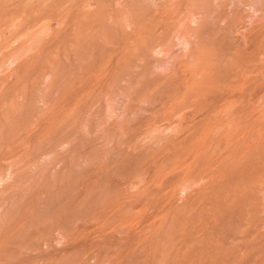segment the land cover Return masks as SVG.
Segmentation results:
<instances>
[{
    "label": "rangeland",
    "instance_id": "obj_1",
    "mask_svg": "<svg viewBox=\"0 0 264 264\" xmlns=\"http://www.w3.org/2000/svg\"><path fill=\"white\" fill-rule=\"evenodd\" d=\"M0 264H264V0H0Z\"/></svg>",
    "mask_w": 264,
    "mask_h": 264
},
{
    "label": "bare ground",
    "instance_id": "obj_2",
    "mask_svg": "<svg viewBox=\"0 0 264 264\" xmlns=\"http://www.w3.org/2000/svg\"><path fill=\"white\" fill-rule=\"evenodd\" d=\"M181 104H183V103H181ZM181 104H179V105H181ZM179 105H176V106L179 107ZM184 105H185V103L183 105H181V106H184ZM237 131L240 132L239 129L232 130V131H228V134L225 137V144H227V145L234 144L231 153H234L235 152L234 151V149L236 148L235 146L237 144H240V142L244 139V134L245 133L242 131L243 133L240 132L238 134ZM219 147H220V145H219ZM245 148H246V145H244V143H243V147L239 148L238 151L236 152V156H235L236 157V159H235L236 161L235 162H240L241 163V161L244 160L245 155H246ZM224 156H226V154ZM228 157H230V156H228ZM225 159L223 158V160H225Z\"/></svg>",
    "mask_w": 264,
    "mask_h": 264
}]
</instances>
